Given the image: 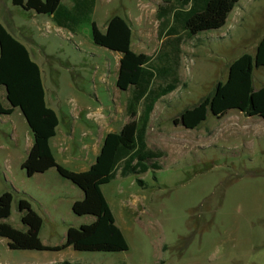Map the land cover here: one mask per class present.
I'll list each match as a JSON object with an SVG mask.
<instances>
[{
	"label": "rangeland",
	"instance_id": "rangeland-1",
	"mask_svg": "<svg viewBox=\"0 0 264 264\" xmlns=\"http://www.w3.org/2000/svg\"><path fill=\"white\" fill-rule=\"evenodd\" d=\"M162 5L163 0H96L76 32L44 27L33 33L40 47L32 57L47 105L59 118L52 147L65 149L66 169L84 167L78 165L81 158L91 155L107 132H119L131 120L126 112L130 92L116 87L119 56L92 42L91 23L103 32L112 16L130 17L131 50L154 57L165 41L156 16ZM263 47L264 0H239L220 29L182 37L178 84L154 103L146 127L147 148L161 154L146 164L159 169L124 177L117 172L101 187L128 250H10L0 238V264H264V119L229 110L217 117L208 113L194 129L175 121L224 83L229 65L243 53L253 57L252 85L260 88ZM4 95L0 88L6 108ZM141 110L142 104L136 117ZM31 145L20 110L0 114V195H13L4 221L24 230L17 200L27 199L42 218V244L61 246L69 227L92 217L72 213L82 191L55 169L25 175L20 165Z\"/></svg>",
	"mask_w": 264,
	"mask_h": 264
},
{
	"label": "trees",
	"instance_id": "trees-1",
	"mask_svg": "<svg viewBox=\"0 0 264 264\" xmlns=\"http://www.w3.org/2000/svg\"><path fill=\"white\" fill-rule=\"evenodd\" d=\"M12 6L23 11L51 18L57 27L71 33L92 14L94 0H70L66 7L61 0H10ZM239 0H163L156 16L161 19L159 37L165 38L158 55L151 57L131 50V30L125 20L112 16L104 32L91 23L92 42L120 55L116 87L129 91L126 112L131 120L119 132H110L94 163L88 170L74 172L59 165L52 154L49 141L58 126L56 113L44 100V90L38 65L32 61L23 44L0 25V88L8 107L0 103V114L10 115L19 109L32 133V145L20 168L27 177L55 169L60 177L82 191L71 211L76 216H90L92 221L69 227L61 246L48 247L39 238L43 221L24 198L17 200V210L24 230L7 224L13 195H0V238L10 250L56 251L71 247L75 251L123 252L128 245L116 226L113 214L101 187L112 181L117 172L121 177L159 169L155 163L147 165L161 154L147 148L146 127L154 103L173 91L178 84L179 45L183 36L193 37L205 31L220 29ZM264 52V47L262 49ZM260 59V58H258ZM264 63V60H260ZM253 57L243 53L231 62L224 83H217L210 96L182 111L177 120L185 129L198 127L208 113L217 117L229 110H238L246 117L264 119V83L255 90L252 85ZM161 80L165 84H155ZM142 110L137 115V108ZM136 118V119H135Z\"/></svg>",
	"mask_w": 264,
	"mask_h": 264
},
{
	"label": "crops",
	"instance_id": "crops-1",
	"mask_svg": "<svg viewBox=\"0 0 264 264\" xmlns=\"http://www.w3.org/2000/svg\"><path fill=\"white\" fill-rule=\"evenodd\" d=\"M95 1L96 0H94V5H93L92 12H94ZM61 2L66 7H70L72 5L70 0H61ZM42 16H44L45 19L41 20L40 17H42ZM125 17L126 18H130V17L126 16V15H125ZM126 18L124 20L127 23V21H126L127 19ZM108 21H107V23H108ZM107 23L105 21V23H104L105 24L104 31L106 29ZM0 25L3 26L6 29V31L13 38H15L17 41H19L21 44H23L25 46V48L27 49V51H28V53L30 55V58L36 64H37V61H36V59H34L32 57V54H36V51H35L34 48H38V47H40V45L36 44V42L34 40V34L33 33L34 32H39V31H43L44 27L62 29L60 27H57L55 25V23L51 20L50 17L45 16V15H37L33 11H27V12L23 11L20 8L12 6L10 0H0ZM63 30H65V29H63ZM130 47H131V43H130ZM118 56L120 58L119 54H118ZM38 67H39V65H38ZM40 73H41V71H40ZM41 81H42V78H41ZM42 86H43V90H44V100H45V103L47 105L46 92H45V88H44L43 82H42ZM255 90H257V89H255ZM49 108H51V107H49ZM58 126H59V118H58ZM58 126L56 127L55 136L53 138H51L50 141H49V146L51 148V151H52V154L54 156L55 161L59 165L63 166L62 164H68V162H69V160H68L69 156H66V153L64 152L65 149L59 148V149H57L55 151L53 149V147H52V143H53L52 141L57 136V128H58ZM108 133H110V132H107L106 134H108ZM104 137H102V139L100 140L99 144L94 147L93 152H92L91 155L88 154L84 158H81L82 162H80V161L78 162L79 166L80 165H84V167L77 168L78 170L74 171V172H83V171H86V170L89 169V167L94 163L95 158L97 157V155L100 152V149H101L102 144H103ZM27 153H28V151L26 152V154ZM86 158H89L90 161L86 162ZM91 158H93V159H91ZM47 172H45L44 174H41V175H45Z\"/></svg>",
	"mask_w": 264,
	"mask_h": 264
}]
</instances>
